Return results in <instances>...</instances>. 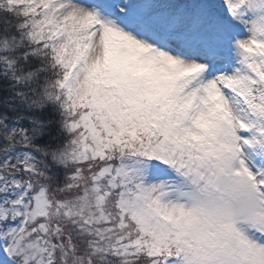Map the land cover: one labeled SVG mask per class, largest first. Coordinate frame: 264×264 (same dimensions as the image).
Returning <instances> with one entry per match:
<instances>
[{
  "label": "rangeland",
  "instance_id": "obj_1",
  "mask_svg": "<svg viewBox=\"0 0 264 264\" xmlns=\"http://www.w3.org/2000/svg\"><path fill=\"white\" fill-rule=\"evenodd\" d=\"M7 1L38 12L67 100L91 109L71 153L103 164L58 191L0 171V264H80L87 238L90 263L105 236L139 264H264V0ZM101 117L108 141L145 123L137 153L100 145Z\"/></svg>",
  "mask_w": 264,
  "mask_h": 264
},
{
  "label": "trees",
  "instance_id": "obj_2",
  "mask_svg": "<svg viewBox=\"0 0 264 264\" xmlns=\"http://www.w3.org/2000/svg\"><path fill=\"white\" fill-rule=\"evenodd\" d=\"M37 13L0 0V171L8 175L9 171H23L28 165L35 167L37 173L48 181L51 190L58 191L67 186L65 183L70 171L76 173L78 168H83L88 173L103 163L102 159L90 153L84 158L70 151L75 135L82 133L88 136L89 133V126L82 125V129L77 131L72 124L80 119L82 110L90 112L91 109L87 106L74 108L71 100H67L63 84L66 74L61 73L54 59V51L41 29ZM102 121L103 117L92 118L100 145H109L106 150L120 159L137 153L135 148L148 132L145 123L131 118L124 126L123 134L116 132L121 139L108 141V132L100 124ZM87 148L89 151L90 146ZM68 189L73 190L71 187ZM5 197L1 196L0 204ZM127 223H131L130 218L125 221L126 227ZM116 226H112L111 236L114 238L118 235ZM95 239L93 237L97 242ZM83 241L74 243V249L78 259L85 262L84 249H90L94 243L87 238L82 246ZM114 242L107 236L102 238V256H95L86 264L142 262L138 255L133 257V253H115L122 250Z\"/></svg>",
  "mask_w": 264,
  "mask_h": 264
}]
</instances>
